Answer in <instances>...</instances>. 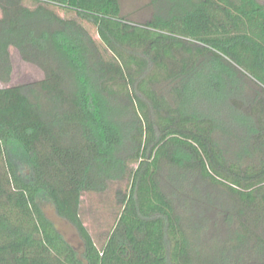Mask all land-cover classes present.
<instances>
[{"label": "trees", "instance_id": "1", "mask_svg": "<svg viewBox=\"0 0 264 264\" xmlns=\"http://www.w3.org/2000/svg\"><path fill=\"white\" fill-rule=\"evenodd\" d=\"M148 7L0 0V264H264V6Z\"/></svg>", "mask_w": 264, "mask_h": 264}, {"label": "rangeland", "instance_id": "2", "mask_svg": "<svg viewBox=\"0 0 264 264\" xmlns=\"http://www.w3.org/2000/svg\"><path fill=\"white\" fill-rule=\"evenodd\" d=\"M121 6V15L125 19L135 22L143 23L149 17L148 0H119ZM264 6V0H258ZM11 160L13 161L16 174L25 182L30 181V170L26 157L20 150L12 152ZM37 206L47 220L51 222L60 236L74 248L80 255L82 252V243L74 230V228L64 219L57 216L55 210L44 195H38L36 199Z\"/></svg>", "mask_w": 264, "mask_h": 264}]
</instances>
